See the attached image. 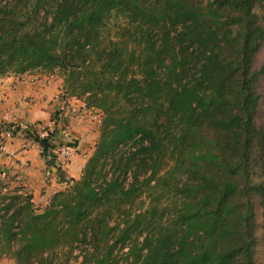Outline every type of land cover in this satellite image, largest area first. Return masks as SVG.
Masks as SVG:
<instances>
[{"label":"trees","instance_id":"16d2710c","mask_svg":"<svg viewBox=\"0 0 264 264\" xmlns=\"http://www.w3.org/2000/svg\"><path fill=\"white\" fill-rule=\"evenodd\" d=\"M37 72L91 101L99 139L81 178L43 207L0 195V257L257 264L264 0H0V80ZM57 112L47 139L23 135L43 157Z\"/></svg>","mask_w":264,"mask_h":264},{"label":"crops","instance_id":"0c3cea01","mask_svg":"<svg viewBox=\"0 0 264 264\" xmlns=\"http://www.w3.org/2000/svg\"><path fill=\"white\" fill-rule=\"evenodd\" d=\"M37 80L38 78L33 76H26L25 79L22 77L16 79L11 76L0 80V95H3L0 104V125L17 122L35 128L38 124H51V112L56 105L51 102L54 94L58 92V85L50 86L48 85L50 82L41 80L40 82L48 86L38 88L35 86L39 82ZM61 126L63 125L59 121L55 127L59 129ZM60 135L62 137V133ZM24 141L25 139L16 137L6 142L5 151L2 153L0 151V166L14 174L15 180H22L26 184H31L30 188L33 191L34 200L42 199L45 202L50 196L49 188H46V197L41 195L42 188L45 186V175L49 171L52 173L54 170L56 171L57 164L55 165V161L57 158L51 157L50 150L48 155L43 157L39 147L33 141H29L26 146ZM81 144L80 149L73 156L74 158L68 161L69 163L65 167L62 166V169L66 168L67 173L75 180L80 178L88 159L87 147L83 143ZM72 145L75 148L78 144L74 141Z\"/></svg>","mask_w":264,"mask_h":264},{"label":"rangeland","instance_id":"374dc122","mask_svg":"<svg viewBox=\"0 0 264 264\" xmlns=\"http://www.w3.org/2000/svg\"><path fill=\"white\" fill-rule=\"evenodd\" d=\"M45 74V75H44ZM26 76H29L28 74H24L21 76H12V78H16L18 79L19 77H22L23 79H25ZM30 76H33L35 78H38L35 86H38V88L41 87H45L48 85H53V86H57L58 85V92H56L54 94L53 97V101L51 102L52 104H56L55 108L53 109V111L51 112V115H54L55 113L58 114L59 112L57 111H62V115L59 116V120L61 121V126L59 129L62 130L61 133H67L68 138L62 142V143H67L66 141H68L69 144L77 143V147L73 148V150L71 149L70 152V157L69 159H55V165L57 164V170H60L61 172H63L64 174V178L69 179L71 181L70 175L67 173L66 168L62 169V166H66V164H68V161H71L75 156V154L78 152V150L80 149V146L82 145L81 143H83V145H85L87 147V155H88V159L92 156L94 149L96 147V144L98 142L99 139V129H100V121H101V113L97 110H95L92 106H91V101L87 102V100L85 99V97H83L82 99H76V98H71L68 95L64 94L62 92V86H63V78L60 76V74L58 73H54V74H46L45 72H37L35 74H32ZM47 81L50 82L48 83V85H46L43 82L40 81ZM3 100V95H0V104L2 103L1 101ZM53 106V105H52ZM61 109V110H59ZM49 125V124H48ZM47 124H38V126L35 127V133H38V130H41L45 127L48 126ZM4 126V125H3ZM58 129V128H57ZM54 130V129H53ZM63 130H65V132H63ZM0 144L2 146H6V142L13 139L15 136H13L10 139H5V136L2 135V132H0ZM58 135H56V140L57 143H61L60 142V138L61 135L59 133H57ZM30 136V135H29ZM22 138L23 140L25 139L22 136H17ZM16 138V137H15ZM29 141H32L31 138L28 136L26 137L25 141H24V145L26 146ZM59 145H63V144H59ZM84 148V147H83ZM1 153L5 151L1 150ZM3 155V154H2ZM87 159V160H88ZM87 162V161H86ZM84 169V167H83ZM108 169V168H107ZM106 169V170H107ZM55 170L52 172L49 171V173H47V175H45V179H44V187L42 188L41 195H47L46 194V188L48 189V193L49 195H53L54 193H56L57 191H64L67 187H70L72 185V182H70L69 184L66 183H61L59 181V179H57V175ZM83 172V170H82ZM82 172H81V176H82ZM14 174L9 173V171L7 169L2 168V166H0V195H14L15 192L14 191H20V193H22L23 195H32L33 191L31 190L30 186H32L31 184H26L25 181L22 180H15L13 177ZM55 176V177H54ZM80 176V178H81ZM79 178V179H80ZM77 179V180H79ZM51 180V181H50ZM75 180V179H74ZM127 183H129V180L127 181ZM144 198V196H143ZM43 200H39L38 202H36V206L35 207H43ZM259 212V207L257 209V213ZM260 213V212H259ZM127 251V248H125L122 253H125ZM81 261V254L79 252L78 249L74 250L72 252V258H70L69 263L68 264H79ZM256 261L257 264H264V245L262 244L260 247V251H257L256 254ZM0 264H15V262L10 259L7 258L5 256L0 257ZM119 264H122L119 263ZM124 264V263H123Z\"/></svg>","mask_w":264,"mask_h":264},{"label":"built area","instance_id":"2783aa9c","mask_svg":"<svg viewBox=\"0 0 264 264\" xmlns=\"http://www.w3.org/2000/svg\"><path fill=\"white\" fill-rule=\"evenodd\" d=\"M52 124H49L47 127L38 130V133H35V128L34 127H30V126H26L17 122H13L10 123L8 125H4V127L2 128L1 132L2 135L5 136V139H10L12 138L14 135H37L40 139H47L48 135L50 132H52ZM1 135V134H0ZM59 140L61 142V144H63L62 146L59 145L58 143H54L55 147L50 151H51V155L53 157H56L57 159H69L70 157V152L71 149L73 150V147H71L68 143V141H66L67 143H62L64 142L67 138H68V134L67 133H62V137L59 136ZM0 148L1 150L4 151V146H2L0 144Z\"/></svg>","mask_w":264,"mask_h":264},{"label":"water","instance_id":"95a60500","mask_svg":"<svg viewBox=\"0 0 264 264\" xmlns=\"http://www.w3.org/2000/svg\"><path fill=\"white\" fill-rule=\"evenodd\" d=\"M59 181H60L61 183H66V184H69V183L71 182L70 180H68V179H66V178H60Z\"/></svg>","mask_w":264,"mask_h":264}]
</instances>
